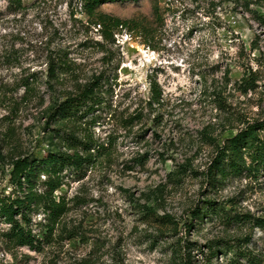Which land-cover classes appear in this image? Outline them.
Segmentation results:
<instances>
[{
	"label": "rangeland",
	"instance_id": "rangeland-1",
	"mask_svg": "<svg viewBox=\"0 0 264 264\" xmlns=\"http://www.w3.org/2000/svg\"><path fill=\"white\" fill-rule=\"evenodd\" d=\"M99 12L126 24L107 38L77 0H24L22 7L0 0V193L13 189V153L43 156L52 148L57 125L48 107L98 77L103 103L66 129L104 145L83 171L66 168L67 183L56 192L71 202L63 224L77 237L58 236L37 252L0 235V264H186L189 254L190 264H250L231 254L213 258L207 246L246 235L247 248L264 258V228L196 223L190 213L214 198L264 217V170L218 188L203 173L216 153L213 138L223 145L245 120L263 116L264 0L108 2ZM52 60L69 64L57 81ZM246 70L257 72L259 85L248 94L237 85ZM151 80L163 90L153 107Z\"/></svg>",
	"mask_w": 264,
	"mask_h": 264
},
{
	"label": "trees",
	"instance_id": "trees-1",
	"mask_svg": "<svg viewBox=\"0 0 264 264\" xmlns=\"http://www.w3.org/2000/svg\"><path fill=\"white\" fill-rule=\"evenodd\" d=\"M7 1L16 7H22L24 3V0ZM77 1L87 15L97 17L105 36L109 38L115 29L124 26L126 22L100 13V7L108 2L141 0ZM242 1L249 6L257 0ZM158 11L156 6L155 12ZM105 31L109 32L106 34ZM68 66L69 64L63 60L59 62L52 60L49 66L50 77L55 81L59 80L62 75L70 71ZM237 85L245 94L256 90L259 87L257 72L246 70ZM26 87V92H29L31 84L27 83ZM102 99L99 77L84 84L80 83L73 90H68L62 99L54 100L47 110L50 123L57 125L50 134L52 148L43 156L22 151L12 154L10 165L13 189L10 193H0V235L13 247L43 252L58 240V236L61 239L77 237V233L68 232L63 224L64 217L71 209V202L65 194L57 197L56 192L67 183L66 168L83 171L102 155L104 145L97 142L89 133L79 136L77 129L66 128L79 125L84 117L103 103ZM162 99L163 90L159 82L151 80V97L148 106L160 105ZM244 123L245 127L234 136L227 138L223 145L212 139L216 153L203 173L207 183L213 188H218L230 179L243 177L258 179L264 170V113L262 118L245 120ZM139 163H142V160ZM186 169L178 170L177 177L185 175L188 171L187 167ZM190 213L196 223H202L207 219H218L228 227L244 224L264 228V217L240 213L235 208L227 209L214 198L204 199L202 204L192 208ZM40 215L43 216L42 219L35 222V216ZM167 219L173 222L171 216ZM2 225L6 226L1 227ZM193 226L195 224L192 223L188 230L191 231ZM251 240L252 236L246 235L234 242L223 239L213 240L207 246L213 258L223 253L231 254L233 261L238 262L243 258L250 264H264V258L247 248ZM192 260L193 256L189 254L185 262L190 264ZM68 264L88 263L83 261Z\"/></svg>",
	"mask_w": 264,
	"mask_h": 264
}]
</instances>
